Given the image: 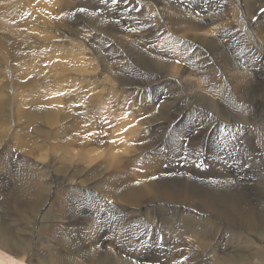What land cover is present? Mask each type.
<instances>
[{"label":"bare ground","instance_id":"bare-ground-1","mask_svg":"<svg viewBox=\"0 0 264 264\" xmlns=\"http://www.w3.org/2000/svg\"><path fill=\"white\" fill-rule=\"evenodd\" d=\"M54 1L0 0V68L8 58L23 59L24 75L36 70L45 77L44 68L50 75L43 90L29 93L35 76L16 74L13 83L25 89L16 97L4 94L0 85V142L10 135L6 128L12 119L30 126L35 137L32 141L30 132L18 127L14 137L21 147L13 150L17 156L10 155L17 157L16 173L4 163L11 147L4 145L0 152V264H138L131 254L145 252L160 238L168 250L163 260L147 264H263L264 245L257 243L264 242V15L251 18L264 0H123L132 12L145 9L136 17L114 4L102 2L98 8L95 0ZM239 6L245 34L237 33L232 21ZM44 7L57 12L44 17ZM33 8L39 12L31 17ZM140 19L146 21L128 22ZM75 23L81 24L77 31ZM59 29L66 36L58 35L63 39L58 44L54 33ZM46 34L55 42L51 50L35 37ZM100 34L105 49L117 45L105 56L97 44ZM87 37L98 46L91 45L90 57L103 75L82 86L72 81L71 71L89 58ZM158 79L186 85L185 96H177L172 86L166 89L171 100L179 97L180 106L171 107L170 100L168 106L155 105L160 98L155 93L142 98L139 85L152 92ZM199 83H208L210 93ZM120 84L136 89L131 98L111 94V86ZM57 100L62 106L54 105ZM189 100L212 112L194 109L192 131L185 127L187 117H176ZM211 130L218 144L210 148L208 161L199 149ZM237 139L244 142L243 177L232 168ZM225 141L235 144L226 147ZM50 212L63 222L47 220ZM38 217L50 224L37 228L44 239L31 253V237L19 233L29 234ZM226 227L231 229L225 234L234 229L251 237H244L241 249L234 242L228 252H216L222 240L217 232Z\"/></svg>","mask_w":264,"mask_h":264},{"label":"rangeland","instance_id":"rangeland-1","mask_svg":"<svg viewBox=\"0 0 264 264\" xmlns=\"http://www.w3.org/2000/svg\"><path fill=\"white\" fill-rule=\"evenodd\" d=\"M38 1V0H37ZM43 1H45V0H43ZM56 1V0H55ZM55 1L53 2V4L55 3ZM109 1V2H108ZM97 0V2H96V0H95V3H96V6L98 7V8H100V6L105 2V4L106 5H108V4H114V5H112V7H115L116 9H118L119 8V10H122V11H125L126 13H127V15H129V16H135L136 17V15L138 16L139 14H142L143 13V11L145 10L143 7L141 8H139V9H136V11H130V7L127 5V4H125V2L123 1V0H119V2L118 3H113V1L112 0ZM111 1V2H110ZM121 1V2H120ZM57 2V1H56ZM103 2V3H102ZM101 4V5H100ZM45 5V4H44ZM124 9V10H123ZM128 9V10H127ZM144 9V10H143ZM239 14H238V18L237 17H234V19H232V21L234 22H232L233 24H235V26H237V27H239L240 29H238L237 30V33H241V34H245V32L246 31H248V29H246V23L244 22V20L246 19V17L244 16V12H243V8H241L240 6H239ZM248 10V13H249V10L250 9H247ZM255 10L256 9H254L253 10V14H254V16L251 18V21L253 20H255L256 18H257V11H259V10H257L256 11V13H255ZM51 11L52 12H49V10H47V9H45V7H44V17H45V15H47V13H50L49 15L51 16L52 14L53 15H55L56 14V12H57V9H56V7H51ZM37 12H39V10H37V9H32V12H31V17H33V15L35 14V13H37ZM252 14V15H253ZM30 17V18H31ZM254 17H255V19H254ZM229 18V20H231V18L230 17H228ZM240 18V19H239ZM46 19H48V18H46ZM24 20V21H23ZM242 20V21H241ZM28 20L26 19V17H24V18H22V22L24 23H26ZM45 21V20H44ZM49 21H50V19L49 20H47V25L45 26V24H44V30L47 32V34L49 33V27L51 26V24L49 25ZM145 22L146 20L145 19H140V20H138V21H128L129 23H132V22ZM147 21H149V20H147ZM226 23V22H225ZM241 23V24H240ZM79 24V25H78ZM242 25V26H241ZM79 27V26H81V24L80 23H75L74 24V27H72L75 31H77V29H75V27ZM136 27H138V25H135ZM244 28V29H243ZM61 31V32H60ZM241 31V32H240ZM251 31H253V30H251ZM57 32V31H56ZM54 33L55 35V40L57 41V43L59 44V41L60 42H62L63 41V39H61L60 37L63 35L62 34V32H64L62 29H59L58 30V32L57 33ZM45 33V32H44ZM65 33V32H64ZM246 33H248V32H246ZM34 34H36L35 32H33L32 33V35H34ZM46 34V35H47ZM60 37H59V36ZM249 35V34H248ZM251 35V34H250ZM44 35H41L40 37L38 36V35H35V37L38 39L39 38V40H38V44L40 43L39 41H44L45 43H46V46H48L49 47V49L51 50L52 48H54V45L55 44H51L52 42H54L53 40H52V38L51 37H49V35H47V36H44ZM65 36H66V33H65ZM67 36H70V35H67ZM76 36V35H75ZM75 36H73V35H71V37H73V38H75ZM252 36V35H251ZM98 37H99V41L97 42V44L99 45V47H100V49L102 50L101 51V53H103L104 54V56H105V52H106V55L108 54V53H112V48L113 47H115V46H117L116 44H112V43H110L111 45L110 46H106V49H105V39H104V37H102V35L100 34V35H98ZM45 39L47 40V41H45ZM49 39V40H48ZM252 40H253V38H252ZM255 40L257 41V42H259V38L258 39H256V35H255ZM37 43V42H36ZM55 43V42H54ZM30 44H33V43H30ZM93 43H92V38H89V37H87V42H86V44H85V47H86V49H87V52H86V56H88L89 58L88 59H86L87 61H82V62H78V63H76V64H74L72 67L74 68V70L75 71H71V72H74V77H72V81L73 82H75V83H82V86L88 81V82H90L91 80H93V77H95V76H97V75H103V73L101 72V66L100 65H98L96 62H94V60H93V57H90V49H91V45H92ZM97 44H93V45H95L96 47H98L97 46ZM255 44V43H254ZM258 43H256L255 45H257ZM33 45H35V44H33ZM51 45V46H50ZM60 47H58V49H59ZM62 48V47H61ZM108 49V50H107ZM49 50V51H50ZM61 50V49H60ZM107 50V51H106ZM70 52H74V51H72V50H69ZM110 51V52H109ZM80 52H82V47H80ZM119 53V52H118ZM25 58V57H24ZM91 60V61H90ZM7 63H5V65H3L1 68H0V85L1 86H3V85H5V86H3V93L4 94H9L11 97H16V96H18V94H20L21 92L20 91H22V90H25V89H23L22 87H21V84L20 83H13V81H14V78H17V77H15V75L17 74V76L20 78V76H22L21 78H23V76H25L23 79H28V76L29 77H34L35 76V78H33V79H36V80H32V86H30L29 87V89L28 90H30V91H28L29 93H36L37 92V90H43V88H45L46 87V85H44V82H49L48 80H49V78H50V75H49V73H48V69H45L44 68V71H46L45 73H47L46 75H45V77H43V75L41 74V72L39 73V72H37L36 70H35V68H34V70H35V72H34V74L35 75H31V72L32 71H25V74H27V75H24V70L25 69H23V67H22V65H23V63L26 65V62L25 61H23V59H10V58H8L7 59ZM20 61V62H19ZM88 62V63H87ZM93 62H94V64L96 65H93ZM92 63V64H91ZM239 63L241 64L242 63V61H239ZM8 64V65H7ZM83 65V66H82ZM88 67H87V66ZM242 66H244L243 64H241ZM5 66V67H4ZM86 68H85V67ZM95 66V67H94ZM4 67V68H3ZM9 67H10V70H9ZM13 67V68H12ZM15 67V68H14ZM20 67H21V69L23 70H19L20 69ZM80 67V68H79ZM91 67V68H90ZM3 68V69H2ZM8 68V69H7ZM17 68H19V69H17ZM76 68H78V69H80V70H76ZM81 68H83V69H81ZM92 68H94V69H92ZM117 69H120V66H117L116 67ZM6 69H7V71H6ZM12 69V70H11ZM84 69H86V71L84 72ZM5 71V72H4ZM10 71L12 72V73H10ZM14 71V72H13ZM19 71V73L21 74V73H23L22 75H20L19 73H15V72H18ZM78 71V72H77ZM7 72H8V74H7ZM95 72V73H94ZM4 73V74H3ZM14 73V74H13ZM29 73V74H28ZM33 73V72H32ZM91 73V74H90ZM8 75V77H7V75ZM13 76H12V75ZM38 75H40V77L38 76ZM77 75V76H76ZM37 76V77H36ZM13 77V78H12ZM43 77V78H42ZM170 77V76H169ZM169 77H166L165 79H169ZM174 77V76H173ZM172 76L170 77V78H172L173 80H175L174 78H173ZM6 78V79H5ZM7 78H8V80H7ZM10 78V79H9ZM19 78H18V80H19ZM38 78V79H37ZM45 78V79H44ZM23 79H20V80H23ZM99 79V81L101 82V83H104L102 80H101V77H99L98 78ZM164 79V80H165ZM4 80V81H3ZM43 80H45V81H43ZM47 80V81H46ZM162 80V79H161ZM160 79H158V80H156L155 82H152L153 84H154V86H156V88L151 92L150 90H147L146 91V89H145V87L146 86H141V85H139L140 87L139 88H141L142 90H143V96H142V98H144L145 99V101L148 99V95L150 94V95H153L154 93L158 96V97H160V98H158L157 100H156V102H155V105L159 102V103H164L166 106H168V104H169V102H167V101H169L170 100V106L171 107H173V104H174V102L176 103V107H178V106H180V105H178V102H177V100L179 99V97H178V99H176V100H171V98H169L168 97V93H169V91H167L166 89H167V86H172L173 87V89L178 93L177 94V96L179 95V93H181L183 96H185V94H186V85L184 84V83H173V84H171V85H169V83H159L160 81H161ZM177 80V79H176ZM9 81V82H8ZM40 81H41V83H40ZM159 81V82H158ZM3 82V83H2ZM33 82H35V84L33 83ZM13 86H12V85ZM39 84V85H38ZM200 84V86H201V88H203L207 93H210V92H208V90L206 89V87H207V85H208V83L206 84V83H199ZM17 85V86H16ZM34 85L36 86V87H34ZM176 86V88H175V86ZM180 85V86H179ZM15 86V87H14ZM18 86H20V87H18ZM39 86V87H38ZM45 86V87H44ZM97 86V85H96ZM14 87V88H13ZM18 87V88H17ZM34 87V88H33ZM41 87V88H40ZM43 87V88H42ZM8 88V89H7ZM16 88V89H15ZM33 88V89H32ZM38 88V89H37ZM114 89V93H111L112 95H114V96H116V97H118L116 94L118 93L119 94V96L120 97H128V98H131L130 96H132V92H134L136 89H129L127 86H122L121 84L120 85H112L111 86V89ZM0 89L2 90V88L0 87ZM77 89L78 90H82L81 89V87L80 86H78L77 87ZM126 89V90H125ZM7 92H6V91ZM9 90V91H8ZM11 90V91H10ZM33 90L35 91V92H33ZM16 91V92H15ZM18 91V92H17ZM13 93V94H12ZM71 94H75L76 92H70ZM17 94V95H16ZM182 96V97H183ZM87 97V93H84L83 94V97H81V99H85ZM45 98V97H44ZM33 101H36L35 99H33ZM31 104V103H30ZM60 104V106H62L61 105V101L60 100H57V102L56 103H54V105H59ZM251 104V103H250ZM250 104H246V102H245V105L246 106H248L249 105V108H250V110L252 109L253 111H254V108H253V106L252 105H250ZM188 108V109H187ZM187 108H185V107H183L180 111V113L176 116V117H178V118H180V117H187V123H186V129L188 130V131H192L193 129H194V127H196V125H197V122L195 121V120H193L192 119V116H193V114H194V112L196 111V110H200V111H203V112H205V113H207L208 115H212V112H210V111H208L207 110V108L206 107H204V106H201V105H196V104H194V103H190V100H189V102H188V105H187ZM194 109H196V110H194ZM235 111H237L236 109H235ZM188 113V114H187ZM190 120H191V122H190ZM14 121V122H13ZM107 123V122H106ZM106 123H104V125L103 124H99L98 126H99V129L100 130H105L104 128H106ZM11 124H12V126H11ZM15 124V125H14ZM16 124H18V126L16 125ZM21 125V126H20ZM20 125H19V122H16V120H11V121H9L8 122V124H7V126H8V128H6V130H8V133L10 134V135H8V134H6V140H4L3 138H1L2 139V141L0 142V152H1V149L4 147V145L5 146H10L11 147V149H12V151L14 150V149H16V150H18V148H20L21 147V143L19 142V143H17L15 140V135L17 134V132L19 131V130H21V131H26V132H30V139L32 140V141H34L35 140V137H34V134H33V129H31V127L29 126V127H26V128H24L25 127V123H23V122H20ZM218 125H220V126H222L220 123H218ZM11 126V129L9 128ZM17 126V127H16ZM101 126V127H100ZM192 126V127H191ZM20 129H19V128ZM22 127V128H21ZM13 128V129H12ZM56 128V127H55ZM55 128L54 129H52V130H55ZM166 128H169V127H166ZM16 129H17V131H16ZM19 129V130H18ZM196 129V128H195ZM194 129V130H195ZM12 130V131H11ZM110 129H109V126H107V132L109 131ZM112 130V129H111ZM208 130V129H207ZM213 130H215L216 131V129H214L213 128ZM213 130H211V132L213 131ZM0 131L1 132H3L4 130L2 129V128H0ZM16 132V133H15ZM107 132H106V135H107ZM211 132H209L208 134H206L203 138H204V141H203V138L201 139V149H199V152L200 153H202V154H205V157L208 159V161H210L211 159H212V151H210V148H212V150H213V148L215 147V145H217L218 144V139H217V135H216V132H214L213 131V133H211ZM163 134H166V133H163ZM158 136H159V134H157V135H154L153 137H152V139H157L158 138ZM206 138V139H205ZM40 139H42V138H40ZM238 141L236 142V166L235 167H232L233 169H234V171H239V173L242 175V177H243V175H244V169H245V167H246V164H245V162L244 161H242L243 160V152L241 151L242 149H241V147H242V145H243V141H240L239 139H237ZM210 141V142H209ZM212 141V142H211ZM40 142V141H39ZM15 143H17V144H15ZM225 146L226 147H229L231 144H235V143H230L229 141H225ZM10 144V145H9ZM215 144V145H214ZM259 144H260V146L263 148V144H262V142H261V140L259 141ZM228 145V146H227ZM238 145L240 146V147H238ZM17 146H19V147H17ZM187 146V145H186ZM6 148V147H5ZM9 150V149H8ZM7 149L4 151V153L2 154V156H5L6 154V151H8ZM209 150V151H208ZM12 151H10L9 153H8V156L6 157V159L4 160L5 162L4 163H6L7 164V166H8V169H12L15 173H16V169H17V157H12V156H10L11 154H16V156L18 155L17 153H15L14 151V153L12 152ZM241 153V154H240ZM9 158V159H8ZM242 158V159H241ZM12 159V160H11ZM8 162H10V164H11V166L8 164ZM13 162V163H12ZM245 164V165H244ZM5 166V165H4ZM7 166H5V167H7ZM11 167V168H10ZM16 167V168H15ZM1 169V168H0ZM50 170V172H51V169H49ZM219 173H223V171H218V174ZM253 174V173H252ZM13 177H9V182H10V184H14L15 183V180H14V178L12 179ZM6 182V181H5ZM4 183V182H3ZM2 183V184H3ZM60 186V185H59ZM59 186H58V188H57V190H60L61 189V187L59 188ZM5 187V186H4ZM3 192V190H2V188H0V204H2L3 203V201H4V194L2 193ZM51 200V196L48 198V201H50ZM2 212V211H1ZM156 212V211H155ZM52 216H56V215H54L52 212H50L49 214H48V216H46V219L47 220H51V223H54V224H56V225H59V222L61 221V222H63V218L61 217H59V221H57L56 220V218H54V217H52ZM155 219H157V216L156 215H154V220ZM33 225H32V229H30V232H29V234L27 233L28 231H26V232H24V231H22L21 233H19V234H22L23 235V237L25 238V235H29L28 236V239H30V237H31V241H30V249H31V253H33V251L34 250H32L34 247H36L37 248V246L39 245V242H40V240L41 239H44V234H42L41 232H39L38 233V227H39V225H41V226H46V222H47V225L48 224H50V222H48V221H45L44 219H42L41 221H40V218L38 217L36 220H33ZM182 223H187V221L186 220H183L182 219ZM79 225H82V224H79ZM79 225H78V228H77V230L76 231H79L80 230V228H79ZM44 226V227H45ZM27 229V228H26ZM79 229V230H78ZM229 229H231V228H225L223 231L222 230H220L219 232H217V235L219 236V237H221L222 238V240L221 241H219V242H217V246H215V250H216V252H218L219 250H222V248H224L225 250H226V252H228V250H230L231 248H232V246H233V243H234V245L236 246L237 245V247L238 248H240L241 249V247H242V245H243V243H244V237H251V236H249L248 234H246V233H244V232H241V231H238V232H236L237 230H235V233H234V229L232 230V232L231 233H229V234H225V232H228V230ZM168 233H172L173 235H172V237H177L176 236V234H175V231H168ZM237 233V234H236ZM178 234H180V233H178ZM222 234H223V236H222ZM239 234H241V235H239ZM255 234V233H254ZM31 235V236H30ZM234 235V236H233ZM43 237V238H42ZM224 237H226V238H224ZM253 240L255 241V238H253ZM243 241V242H242ZM54 242V241H53ZM231 245H230V244ZM237 243V244H236ZM242 243V244H241ZM36 244V245H35ZM43 244H44V240H43ZM153 245H154V247H152V248H148V249H146L145 250V252H135V253H132L131 255L134 257V256H136L137 258V260H135L138 264H142V263H144V264H147L149 261H159L160 259H162L163 260V258H161V257H163V252L165 251L166 252V249L168 248L167 247V245H165V243L161 240V238H160V241L157 243H152ZM241 244V245H240ZM258 245H264V242H263V244L261 243V242H258L257 243ZM137 245V244H136ZM164 245V246H163ZM168 245H170V244H168ZM163 247V248H162ZM217 247V248H216ZM134 248H135V246H134ZM152 249V250H151ZM155 249V250H154ZM239 249V250H240ZM168 250V249H167ZM152 251V252H151ZM160 252V253H159ZM137 253V254H136ZM144 254H146V255H148V256H150L149 258H143L144 257ZM140 255V256H139ZM132 256H128V258H130V259H133V257ZM139 256V257H138ZM28 257H29V255H28ZM144 260H148L147 262H145ZM253 261H255V259H253ZM153 262V263H154ZM264 264V263H263Z\"/></svg>","mask_w":264,"mask_h":264},{"label":"snow or ice","instance_id":"snow-or-ice-1","mask_svg":"<svg viewBox=\"0 0 264 264\" xmlns=\"http://www.w3.org/2000/svg\"><path fill=\"white\" fill-rule=\"evenodd\" d=\"M119 2V0H113V3H118ZM83 11V10H82ZM259 13L261 14V15H264V8H261V9H259ZM254 19H255V17H254Z\"/></svg>","mask_w":264,"mask_h":264}]
</instances>
